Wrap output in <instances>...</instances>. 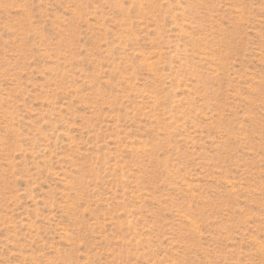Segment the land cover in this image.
Instances as JSON below:
<instances>
[{"label":"rangeland","instance_id":"374dc122","mask_svg":"<svg viewBox=\"0 0 264 264\" xmlns=\"http://www.w3.org/2000/svg\"><path fill=\"white\" fill-rule=\"evenodd\" d=\"M0 264H264V0H0Z\"/></svg>","mask_w":264,"mask_h":264}]
</instances>
